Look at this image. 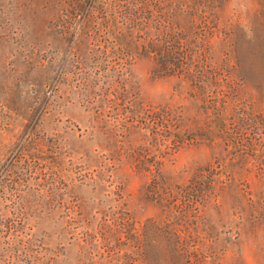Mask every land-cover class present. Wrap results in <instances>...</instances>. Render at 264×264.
Listing matches in <instances>:
<instances>
[{"label":"rangeland","instance_id":"obj_1","mask_svg":"<svg viewBox=\"0 0 264 264\" xmlns=\"http://www.w3.org/2000/svg\"><path fill=\"white\" fill-rule=\"evenodd\" d=\"M76 1L0 0V264H264V146L247 144L264 0H157L145 20L188 40L216 90L155 72L119 16L75 42ZM143 108L171 110L183 146Z\"/></svg>","mask_w":264,"mask_h":264},{"label":"trees","instance_id":"obj_2","mask_svg":"<svg viewBox=\"0 0 264 264\" xmlns=\"http://www.w3.org/2000/svg\"><path fill=\"white\" fill-rule=\"evenodd\" d=\"M156 2L157 0H110L106 3V6L109 8L103 9L101 7L103 4L101 0H77L75 9L81 11L82 20L80 22L79 20L77 21L79 24V32L75 42L78 38H83L81 41H88V39H94V37L97 38V32L105 31L106 28H108L109 25L111 26L112 22H114V20L116 21L119 16L121 17L122 22L129 26L128 34L130 38L134 36L138 39L137 45L140 46L139 50L143 53L141 56L152 62L153 70L159 73V75H162L163 77H176L180 82L185 83L186 85L199 83L201 78H203L205 85L209 86L210 89H220L222 87V84H220L219 81L220 79L216 78L215 75H213V72L208 71L210 65L201 57L195 59L190 54V49H188L190 43H188V40L183 41L184 39L181 38L176 41L170 36L166 38L165 41L160 42L156 30L145 26V20L149 19V16L154 14L157 9ZM107 9L110 14L108 16L107 14L101 16L104 10L106 13ZM127 22H129V24ZM206 42L209 41L203 39L200 44L205 46ZM225 98L226 95L223 94L220 100L222 104L217 108L218 112H221L222 109L225 108L223 107L226 103ZM144 108L141 111L140 116L144 115V120L147 122H149L148 119L153 120L157 117L154 123H156L155 125L158 126L160 130L165 131L164 137H169L175 140L173 146L175 150L181 148L184 142L179 138V134L177 133L180 129H175L176 127L172 119V111L162 110L160 111V114H158L151 110V108ZM144 110L147 111L143 112ZM136 121L137 119L134 118L132 124L136 123ZM132 124L125 129V138L135 133L136 130L132 129ZM263 134L264 132L261 134L259 133V139H257L254 144L253 141H249L247 144L251 146H264ZM34 149L36 150L34 152L38 155L43 152V150H41L43 147L40 144ZM247 184L249 183L247 182ZM0 225L5 226L8 224L0 223ZM12 228L13 227H11V229ZM13 231L15 232L14 235L16 238H23L18 227L13 228ZM141 240V237L135 232L132 241L135 247L140 250L144 247L143 241ZM142 251L144 252H141V256L147 260L146 262L148 264H154L150 261L149 257L144 254L145 250Z\"/></svg>","mask_w":264,"mask_h":264}]
</instances>
